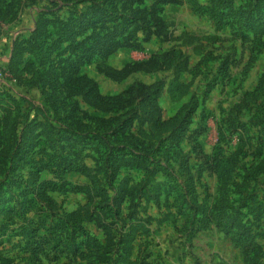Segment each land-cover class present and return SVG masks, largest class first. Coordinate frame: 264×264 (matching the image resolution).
Returning a JSON list of instances; mask_svg holds the SVG:
<instances>
[{"label": "rangeland", "instance_id": "obj_1", "mask_svg": "<svg viewBox=\"0 0 264 264\" xmlns=\"http://www.w3.org/2000/svg\"><path fill=\"white\" fill-rule=\"evenodd\" d=\"M157 1L143 0L142 4L135 5L144 9L148 17L137 21L138 26L132 27L130 35L114 40L124 45L114 47L111 42L100 53H89L86 49L92 43L88 39L92 34L90 30L79 39L87 40L78 53L84 58H76V52L57 55L50 72L55 91H49L58 101L62 113L60 125L66 137L60 144V150L64 151L61 155L72 153L69 158L73 161L79 158L78 161L89 168H99L95 151L81 150L77 136L69 142L66 139L76 133L80 136L93 132L107 124L101 120L110 119V123L115 124L129 118L127 134L132 136L138 149L150 157L163 142L162 151L166 152L153 158L172 171L171 175L162 173L157 177V182L163 183L162 208L148 204L149 213L161 223L156 221L150 225L151 232L144 241L148 243L147 253L152 257L146 258L152 264H246L248 256L256 264H264V219L252 218L254 240L252 247L247 248L235 245L231 236L215 225L190 236L185 216L177 213L181 203L192 201V175L198 178L200 204L218 202L219 176L215 170H210L211 157L217 154H222L225 159L233 156L232 160L224 162L226 167H235V172L227 174L231 175L230 192L237 193L246 188L243 178L249 175L251 189L258 191L261 197L264 195V107L260 110L261 105L264 106V97L258 102L247 101L248 105L251 103L248 108L241 110L239 107L241 98L256 89L264 74V36L256 41L252 35L244 39L233 24L217 28L209 15L193 8L194 2L208 6L210 0ZM251 1L234 0V4L250 6ZM49 3V0H19L16 7L9 8L12 14L0 20V98H5L7 93L13 95L21 102L22 112L29 119L36 117L38 106L48 109L46 97L39 85L32 82L29 70L17 73L15 78L9 60L15 40L28 37L41 14L51 10L60 16L68 15L59 1L57 6ZM118 9L122 12L125 8L118 5ZM139 23L144 26L142 29ZM75 61L81 62L80 65L75 67ZM29 69L34 72V67ZM160 82L163 86L157 104L161 120L169 122L194 96L199 103L189 133L176 150L168 151L169 142L165 140L175 124L153 125L152 108L145 99L148 92L141 90L127 100L102 99L119 96L135 83L150 86ZM254 94H264V84ZM38 119L44 120L41 115ZM21 121L25 125V119ZM235 127L238 133L231 132L230 128ZM194 130H201L202 134L196 138L192 134ZM125 142L133 149L128 140ZM45 143H40V147ZM36 157L40 158V155L36 154ZM187 160L191 170L187 168ZM207 160L209 163L205 164ZM28 172L29 169L25 170V176ZM126 174L123 170L121 177ZM130 174L134 178L132 184L141 180L140 171ZM52 176L50 172L43 173L44 178ZM98 176L107 189L105 198L107 195L110 198L115 189L107 186L102 173ZM68 179L77 185L89 183L88 178L80 174L69 175ZM49 195L65 210L83 207L89 202V195L83 192H49ZM100 200L96 197L94 204ZM227 203L228 207H237L232 201ZM238 211L240 214L235 208L232 214L237 215ZM241 213L239 219H245V222V210ZM174 214H177L176 223L172 218ZM244 222L238 223V229ZM87 227L104 237L93 223H88ZM144 257L141 253V258Z\"/></svg>", "mask_w": 264, "mask_h": 264}, {"label": "trees", "instance_id": "obj_2", "mask_svg": "<svg viewBox=\"0 0 264 264\" xmlns=\"http://www.w3.org/2000/svg\"><path fill=\"white\" fill-rule=\"evenodd\" d=\"M49 1L54 6H57L58 1L62 3L68 15L60 16L51 10L41 14L31 34L15 40L9 60L15 78L19 72L30 71L28 73L32 74V82L39 85L46 97L48 109L38 106L39 109H35L36 117L29 119L22 112L21 102L13 95L7 93L5 98H0V264L59 263L62 259L65 261L61 264H152L148 259L152 255L147 253L148 243L144 239L151 232L150 225L156 221L161 223V220L149 213L148 204L162 208L163 183L157 182V177L162 173L172 174L162 161L153 158L166 152L162 151L163 142L148 157L145 151L138 149L132 136L127 134L129 118L115 124H111L110 119L101 120L107 124L93 132L81 133L80 136L76 133L66 139L69 142L77 136L80 140L78 144L82 145L81 150L97 153L96 162L100 169L97 167L98 170H93L78 161L79 158L75 161L70 159L72 153L61 155L64 151L60 150V144L66 137L60 125L62 113L58 101L49 91H55L50 72L58 54L76 52V58H84L78 53L87 40L79 39L90 30L92 34L88 39L92 43L86 49L89 53H100L111 42L114 47L124 45L114 40L130 35L132 27L138 26L137 21L148 17L144 9L135 6L142 4L143 0ZM169 1L159 0L157 3ZM18 3L19 0H0V20L9 17L12 14L9 8L16 7ZM118 5H122L124 11L119 12ZM193 8L209 15L217 28L229 24L237 26L244 39L252 35L256 41L264 36V0H252L250 6H236L234 0H210L208 6L194 2ZM141 27L144 26L140 24ZM81 62L75 61L74 66ZM32 67L34 72L29 69ZM262 84L264 74L256 89L241 98V110L264 97V94H254ZM162 86L161 82L150 86L135 83L119 96L102 99L127 100L141 90L148 92L145 99L152 108L153 125L175 124L165 140L169 142L168 151L176 150L189 133L199 103L194 96L177 110L169 122L161 120L157 99ZM247 101L251 102L250 106ZM263 107L261 105L260 110ZM40 115L44 120L38 119ZM23 118L25 125L21 121ZM230 129L232 133H238L237 127ZM192 134L197 138L202 131L194 130ZM126 140L133 145V149L128 147ZM40 143H45V146L41 148ZM65 147H68L67 143ZM211 158L210 170L218 173L220 182L218 202L205 206L200 204L198 178L192 175V201L181 203L177 213L185 216L190 236L215 225L230 235L235 245L251 248L255 233L253 220L264 219V195L261 197L258 191L251 189L249 175L243 178L248 187L237 193L230 192L228 182L231 181V175L227 174L232 173L235 167H226L224 162H229L233 156L225 159L222 154H217ZM208 163L207 160L205 164ZM187 166L191 170L189 160ZM27 169L28 176H25ZM123 170L127 174L121 177ZM46 171L53 176L44 178L43 173ZM134 171L142 173L141 180L136 184H132L134 178L130 174ZM69 173L84 175L89 183L77 185L68 179ZM100 173L104 175L107 186L115 189L110 198L108 195L105 198L107 189L98 176ZM68 191L89 195L88 208L83 206L65 210L49 195V192L64 194ZM96 197L101 200L95 205ZM229 201L237 207H228ZM235 208L240 210V214L239 211L237 215L232 214ZM243 210L247 215L245 222V219H239ZM174 215L172 218L176 223L177 214ZM240 222L244 223L238 229ZM88 223H93L104 237L91 231L87 227ZM141 253L145 254L144 258H141ZM245 262L256 264L248 256Z\"/></svg>", "mask_w": 264, "mask_h": 264}, {"label": "crops", "instance_id": "obj_3", "mask_svg": "<svg viewBox=\"0 0 264 264\" xmlns=\"http://www.w3.org/2000/svg\"><path fill=\"white\" fill-rule=\"evenodd\" d=\"M73 174H77V173H69L67 176H69V175H73ZM99 235V234H98ZM60 263V262H59ZM46 264H57V263H48V262H46Z\"/></svg>", "mask_w": 264, "mask_h": 264}]
</instances>
